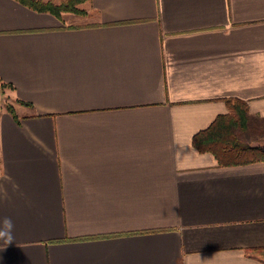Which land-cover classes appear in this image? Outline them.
<instances>
[{
    "label": "crops",
    "instance_id": "obj_1",
    "mask_svg": "<svg viewBox=\"0 0 264 264\" xmlns=\"http://www.w3.org/2000/svg\"><path fill=\"white\" fill-rule=\"evenodd\" d=\"M80 7L0 0V264H264V160L193 145L264 118V0Z\"/></svg>",
    "mask_w": 264,
    "mask_h": 264
},
{
    "label": "trees",
    "instance_id": "obj_2",
    "mask_svg": "<svg viewBox=\"0 0 264 264\" xmlns=\"http://www.w3.org/2000/svg\"><path fill=\"white\" fill-rule=\"evenodd\" d=\"M22 4L37 11L50 12L62 17L63 12L85 14L80 4L86 0H18ZM0 87H13L0 78ZM229 111L219 114L209 127L196 133L193 145L200 151L212 152L221 165H231L264 160V147L246 142L237 131L245 132L249 129V113L247 101L237 98H225ZM24 104H31L19 100ZM7 109L15 117V108L11 103Z\"/></svg>",
    "mask_w": 264,
    "mask_h": 264
},
{
    "label": "rangeland",
    "instance_id": "obj_3",
    "mask_svg": "<svg viewBox=\"0 0 264 264\" xmlns=\"http://www.w3.org/2000/svg\"><path fill=\"white\" fill-rule=\"evenodd\" d=\"M237 133L249 144L264 147V118L251 120L249 130Z\"/></svg>",
    "mask_w": 264,
    "mask_h": 264
}]
</instances>
